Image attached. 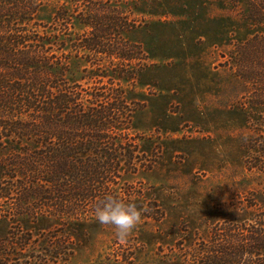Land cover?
<instances>
[{
	"label": "rangeland",
	"instance_id": "374dc122",
	"mask_svg": "<svg viewBox=\"0 0 264 264\" xmlns=\"http://www.w3.org/2000/svg\"><path fill=\"white\" fill-rule=\"evenodd\" d=\"M42 1L38 16L42 24L54 21L50 17L53 5L70 7L73 3L82 10L84 3L95 2ZM99 3L106 4L105 14L119 15V23H127L121 35L116 31L99 35L121 38L128 45L137 43L142 52L133 49L130 54L145 57L141 68L135 59L127 65V74L135 67L133 80L119 81L126 100L135 108L129 126L141 144L143 167L118 178L115 186L124 201L134 200L142 210V223L127 243H121L110 226L94 218L18 216L13 214L15 202L1 198L0 259L4 264H24L30 252L23 243L26 231L38 240L51 229L58 230L57 236L67 231L75 242L67 261L42 264H175L174 253L170 260L161 258L184 235L186 240L201 237L209 241L219 222L226 226L245 223L247 229L253 223H264V153L256 145L260 143L256 139L264 135V118L259 117L264 108L249 103L250 90L256 87L251 72L264 66L251 64L240 53V45L262 27L252 22L247 25L238 13L226 11L233 7L240 11L241 0L235 6L227 0ZM64 20L59 18L58 23ZM82 29L76 22L75 31L82 33ZM68 50L60 49L59 55ZM70 54V79L83 83V67L77 66L86 63L72 56L75 51ZM156 202L164 212L159 221L155 220L159 217ZM123 249L129 253L127 262L120 255Z\"/></svg>",
	"mask_w": 264,
	"mask_h": 264
},
{
	"label": "trees",
	"instance_id": "16d2710c",
	"mask_svg": "<svg viewBox=\"0 0 264 264\" xmlns=\"http://www.w3.org/2000/svg\"><path fill=\"white\" fill-rule=\"evenodd\" d=\"M99 1L103 0L84 3L82 10L73 3L70 7L53 5L50 17L54 21L42 24L38 19L42 0H0V179L4 178L0 199L15 202L14 215L91 219L94 205L106 193L122 199L115 187L117 179L143 167L141 144L129 126L135 108L126 100L119 81L133 80L135 67L127 74V65L135 59L141 68L145 57L130 54L133 49L142 52L137 43L128 45L121 38L99 35L111 31L121 35L127 25L126 21L119 23V15L105 14L106 4ZM241 1V13L234 7L226 11L238 13L247 25L252 22L262 30L240 45V53L251 64L264 66L260 62L264 60V0ZM227 2L235 6L240 0ZM59 18L65 22L58 23ZM76 22L83 27L82 33L75 31ZM89 27L91 31L85 30ZM60 31L67 36L61 38ZM65 47L68 54L59 55ZM71 51L86 63L77 66L83 67V83L70 79ZM251 73L256 87L250 90L249 103L264 108V68ZM259 117L264 118V109ZM257 141L258 151L264 153V135ZM155 206L159 221L164 212L158 202ZM221 225L213 226L209 241L201 237L186 240L184 235L168 247L161 261L264 264V223H253L248 229L245 223ZM57 231L51 229L41 240L24 232L23 243L30 249L24 264L67 261L75 242L67 231L60 230L59 236ZM122 251L127 262L129 253Z\"/></svg>",
	"mask_w": 264,
	"mask_h": 264
},
{
	"label": "clouds",
	"instance_id": "9594fccd",
	"mask_svg": "<svg viewBox=\"0 0 264 264\" xmlns=\"http://www.w3.org/2000/svg\"><path fill=\"white\" fill-rule=\"evenodd\" d=\"M93 218L102 226H110L118 241L127 243L142 223V210L134 202H126L106 193L94 205Z\"/></svg>",
	"mask_w": 264,
	"mask_h": 264
}]
</instances>
